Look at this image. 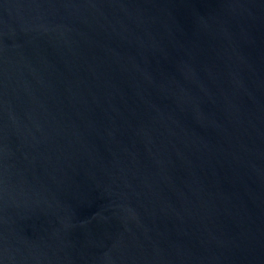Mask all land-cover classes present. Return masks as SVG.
Instances as JSON below:
<instances>
[{
	"label": "water",
	"instance_id": "obj_1",
	"mask_svg": "<svg viewBox=\"0 0 264 264\" xmlns=\"http://www.w3.org/2000/svg\"><path fill=\"white\" fill-rule=\"evenodd\" d=\"M0 264H264V0H0Z\"/></svg>",
	"mask_w": 264,
	"mask_h": 264
}]
</instances>
